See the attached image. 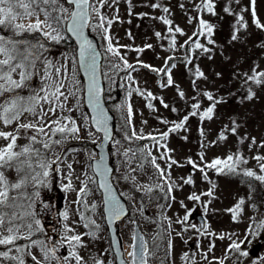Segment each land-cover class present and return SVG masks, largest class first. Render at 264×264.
Segmentation results:
<instances>
[{"label":"rangeland","instance_id":"1","mask_svg":"<svg viewBox=\"0 0 264 264\" xmlns=\"http://www.w3.org/2000/svg\"><path fill=\"white\" fill-rule=\"evenodd\" d=\"M111 2V0H110ZM200 3V0H131V8L128 0H119V3L113 4L112 7L105 5L101 11L109 18L118 15L110 29L109 35L113 37V44L128 45L129 48H120L121 55L125 57L128 63L136 66V71L128 70L134 80L137 82L132 85L133 88L140 87L142 90L151 91L157 99H145L133 91L129 97L126 88L129 85L126 73L124 71L113 72L108 67V63L116 62L123 68V63L118 61L116 57L105 53L107 41L103 38L102 31L90 29V32L95 36L103 53V77L106 85L105 98L110 111L114 114L116 120V129L114 138L110 144L111 164L115 168L113 180L118 187L121 195L127 201L130 209L129 215L119 223L120 236L123 240L125 253L131 249L129 245L132 243V234L134 231V224L132 221L138 222L142 229L150 249L155 251V255L150 259L149 264H186L181 257L188 253L189 256L194 257L195 264H209L214 258L223 257L225 249L228 248L230 240L225 238L223 240L215 237H206L200 235L195 228L188 227L187 231L181 232V229L190 224L200 226L199 222L191 219L187 224L177 223L178 218H183L188 209H198L200 214H203L207 220L208 231L217 234L236 233L233 236L234 240H243L242 251H247L248 256L242 264H264V230H260L258 236H249L245 240V230L249 227V218L255 216L260 220L264 216V185L259 181H249L241 175H217L214 170H208V178L216 184L214 196L215 199L208 205V211L205 215L202 211V203L208 201V196H201V202L198 204L195 201L188 199L192 193L197 195L206 192L211 185L208 180L203 178L199 170H194L191 165L187 164V158L191 157L195 161H199L198 153L203 151L205 153L204 160L210 162L214 158H225L229 154L236 153L239 150L244 157L248 158L249 163L243 167L254 169L259 172L257 162L252 159L253 156H264V147L260 144L264 142V85L257 87L255 84H244L243 73L251 74L252 69L258 65L257 71H264V30L256 28L252 23L251 3L250 0H240L239 4L235 0H215L216 15L213 16L206 12L200 13L203 19L215 25V32L212 39L215 45H207L204 38H200L202 44H206L212 49L210 53H203L198 51L192 55L193 63L185 65L183 58L189 55L187 47H180L185 44L193 32L198 29L197 12L195 6ZM153 4H159L160 7L153 8ZM183 4V7L181 5ZM67 6V5H65ZM169 8V13H164L162 9ZM225 7H231L234 13H240L241 9H248L243 12L245 21L248 24L246 30L241 29L239 35L240 39L237 41L231 40L233 32V25L236 23V16L229 15L224 12ZM118 9V12H117ZM131 12V15H129ZM257 17L264 23V0H256ZM167 16L173 21V27L179 26L184 30L186 35L181 36L176 34V48L169 50V38L158 40L155 36L156 32H160L162 37H168L167 26L159 19L154 17ZM189 17H192V23H189ZM94 22V21H93ZM128 33H131L129 38ZM0 34L11 35L5 29L0 28ZM66 39L60 43H53L51 41H42L45 43L48 51L45 55L51 59L56 67L68 65V77L66 83L69 90L76 91V97H70L67 101V107L73 108L79 105V111H72L70 115L77 120L78 126L83 124L82 116H86L87 128H82L80 132V139L69 138L66 142L60 145H54V152L51 153L53 159L56 155L63 157V163L59 164L60 172L53 173L51 184L49 187H42L40 191L39 200L35 204V211L37 218L40 219L41 225L44 228V233L37 234L39 239H47L50 241H58L63 232V225L68 223L76 229V232L83 233L89 229L83 227V222L80 221V216L77 212L84 209L73 201L77 199V191H63L62 184H67V179H62L71 173L73 188L79 189L81 180L85 179L84 173L87 172L89 176H93L96 183L89 184L92 192L87 196L86 200L89 206L96 204V210L84 211L86 216H90L101 225L100 231L97 233V239L92 240L87 236L84 237V242L87 244V249H80V255L86 260L90 256H96L102 259L105 264H115V256L112 251L111 240L107 229L102 193L97 185V176L89 166L92 164L93 158L97 157V151L94 148L96 143L101 142V135L96 132L89 118L88 110L84 103V79L80 73L78 64L71 63V57L76 54V45L71 40L69 35L65 33ZM23 39L27 40H42L40 35L25 34ZM146 44L153 45L152 48H145L142 53L132 51L134 48H144ZM66 56L68 59H66ZM174 57L169 61V64L175 63L176 67L172 69V77L174 80L173 86L161 87V84L166 83V76L158 75L150 69L143 68L137 63V59L145 64H149L157 69L164 66L166 58ZM212 58L209 59L208 57ZM227 57V59H226ZM198 64L201 70L205 73L207 79H200L196 81V90L193 88L192 81L195 79L193 75V66ZM55 71V69H51ZM63 71V68H62ZM105 73L107 76H105ZM216 73L221 75L217 77ZM32 86L40 87V77L37 76L32 81ZM185 93L183 99L177 92V87ZM251 87L255 91L256 96L252 100L244 99L247 95V89ZM79 89V91H77ZM203 91L212 92L216 97L223 98L225 102L216 106L212 120L205 119L200 121L199 115L191 116V105L197 100L200 102V112L204 111L210 102L204 98L200 93ZM27 95L25 90L21 93ZM197 97V100H193ZM160 99L169 107L165 108ZM126 103H131L133 109L132 125L126 126V111L122 107ZM148 103H152L154 110L147 107ZM47 107V106H45ZM177 111L173 112L172 108ZM68 115L69 113H64ZM188 115L189 119L185 127L187 131H179L170 133L166 141L168 148L174 149L171 153L172 157L180 162L182 167L173 165L171 168V177L175 181L178 188H174L172 195L175 200H164V194L159 190L152 193H146L143 190L138 191L137 188L142 184H150L156 182V175L154 168L145 162L143 171L137 170L130 172L129 166L124 163V156L122 153L130 144L124 139L125 134L131 135L132 127L137 132L142 130L146 136L148 134L159 136L160 133L168 130L172 126V122H178ZM31 119V117H28ZM169 121L168 124L160 123V120ZM235 119L239 125L237 132L233 135L230 131L226 132L227 139L224 141L218 140L219 133L224 130L227 125L230 129L232 120ZM146 121V123H145ZM15 128L12 125L10 128L0 129L10 131ZM203 129L205 135H200V129ZM88 131L93 133L92 137L88 136ZM187 137V140L183 137ZM241 137H247L243 143H239ZM59 137H57L58 139ZM255 138L256 144H251V139ZM93 139L95 143H93ZM116 141H120L116 144ZM215 141V144L210 142ZM205 147L201 148V143ZM6 143L0 140V145ZM18 143L23 144V139ZM162 143H164L162 141ZM133 147H146L151 149L152 154L159 156L164 151L148 139L133 140ZM161 167L166 166L164 160H157ZM68 164L72 168L67 167ZM57 165L53 164V168ZM131 167H136L135 162ZM128 175V179H124ZM192 175L194 185L184 184L181 177L187 178ZM136 177L135 183L131 177ZM11 178H15L14 174L10 173ZM79 177V179H77ZM151 177V179H149ZM249 183L255 185V191L250 193ZM31 191V189H30ZM251 195V200L248 199ZM243 197L246 200L244 205V212L238 218V222H233L232 214L227 209L233 207L237 200ZM181 201L184 202L186 208L181 207ZM171 204V207L164 209L167 217L171 219V235L164 231L162 238L157 236L160 227L167 230L168 221H163L160 224L161 209L160 204ZM255 203L258 206V211H254L251 205ZM141 205H143V214H141ZM65 210L69 212V220L64 221L61 213ZM147 218V219H146ZM180 232L181 235H177ZM171 238L173 248L170 257H166L167 241ZM18 243L24 244L21 240ZM210 243H214L215 247L211 252H208V259H204L202 253L208 251ZM199 244V247H197ZM261 244L258 250V256L254 257L252 251L257 250V245ZM159 246L158 249L156 246ZM5 250L0 246V251ZM35 252L36 250L33 249ZM60 255L68 254L67 246L60 249ZM237 253L231 254V259L225 261V264H235ZM128 258V257H127ZM129 259V258H128ZM29 260L30 258H26ZM74 264V262H73ZM91 264V261H89ZM190 264V262H188Z\"/></svg>","mask_w":264,"mask_h":264},{"label":"snow or ice","instance_id":"2","mask_svg":"<svg viewBox=\"0 0 264 264\" xmlns=\"http://www.w3.org/2000/svg\"><path fill=\"white\" fill-rule=\"evenodd\" d=\"M128 2L131 8V0H128ZM117 3H119V0H111V2L110 0H0V28L11 33V35L0 34V125L3 128H10L12 125H15V128L10 131L0 129V140L6 142L0 145V246L5 249L0 251V264H73V262L74 264H89V261H91V264H105L102 259L96 256H90L89 260H86L80 255V249H87L84 237L87 236L89 239L95 240L98 238L97 233L101 229V225L97 224L90 216L84 214V211L90 210L94 213L96 210V204L93 203L89 206L86 200L87 196L92 192L89 184L96 183L94 177L89 176L87 172L84 173L85 179L81 180L79 189L73 188L70 172L67 176L62 177V179H67L68 183L62 184L61 189L63 191H77V199L73 203L80 205L84 209V211H80L78 208L77 212L80 216V221L83 222V227L89 230L78 233L74 227L65 223L62 235L58 241L53 242L47 239L34 238L37 237L38 233L41 235L44 233V228L41 225L40 219L37 218L35 211V204L40 197L39 190L42 187L50 186L52 174L59 173V164L63 163L61 155H56L55 159L52 158L51 153L54 152L53 146L60 145L69 138L80 139L81 129L87 128L88 119L86 116H82L84 123L78 126L77 120L70 115L74 110L79 111V105L77 103L73 108L67 107L69 98L76 97V91L69 90V86L66 83L68 65L56 67L53 61L45 55L48 49L42 41H51L58 44L67 38L65 33H70L75 38L78 44V51L70 59L71 63L73 65L78 64L88 77L85 91L88 106L93 112L92 126L95 127L97 132L104 134L105 140L109 139L108 118L101 105V86L98 81V72L101 68L99 64L101 53L97 52L93 42L85 34L86 29L102 31L104 34L103 38L107 41L105 53L116 57L118 61L123 63V68H121L119 63L110 61L108 67L113 72L124 71L126 73L125 78L129 81L126 91L129 97L135 91L146 100L157 99L151 91L142 90L138 86L132 87L137 82L128 70L136 71V66L128 63L120 52L121 47L127 49L129 46L119 45L118 42L114 45L113 37L109 35L112 24L119 17L116 15L109 18L101 9L105 5L112 7L113 4ZM235 3L239 4L240 0H235ZM250 3L252 23L256 28L264 30V23H261L257 17L256 0H250ZM152 7L158 8L160 5L153 4ZM181 7H183V4ZM215 8V0H200V3L195 6L198 14L196 17L198 29L185 41L184 45L180 46L187 47L190 53L183 58L185 65L193 63L192 55L198 51L203 53L212 52V49L207 45H215V41L212 39L215 25L203 19L200 13L206 12L215 16ZM162 11L166 14L170 12L167 7H164ZM223 11L229 15L236 16L231 40H239L241 29L246 30L248 28L243 15V12L248 11V9H241L240 13H234L231 7H225ZM129 15H131V12H129ZM154 19L161 20L167 26L168 37H162L160 32H156L155 36L157 39L170 37L169 50H175L176 34L184 36L186 35L184 30L178 25L173 27V21L167 16L154 17ZM192 19V17H189L188 22L192 23ZM37 33L42 40L30 41L22 38L25 34L32 35ZM128 35L131 38V33H128ZM200 38H204L207 45L202 44ZM152 47L153 45L146 44L144 48H134L131 50L142 53L145 48ZM208 58L211 59L212 57L209 56ZM66 59H68L67 56ZM173 59L174 57L172 56L166 58L164 66L159 69L145 64L139 61V59H137V63L158 75L166 76V83L160 85L163 88L173 86L174 84L172 69L176 67V64H169V61ZM258 67L256 65L252 69L251 74H242L244 84H255L257 87L264 85V71H257ZM53 68L55 69L54 72L51 71ZM190 71H193L195 77L192 83L194 90H196V81L207 79V77L198 64L194 65ZM216 75L219 77L221 74L216 73ZM37 76L40 77L39 88L32 86V81ZM105 76H107L106 73ZM176 87L179 96L183 99L185 93L179 89V86ZM25 90L28 92L26 96L21 94ZM200 94L210 104L204 111L200 112V102L197 100V97H193V100H197V102L191 105L192 111L190 115H199L201 122L205 119L212 120L216 106L225 101L223 98H218L209 91H203ZM255 96V91L249 87L244 99L252 100ZM160 103L165 108L169 107L168 104L164 103L163 99H160ZM122 107L126 111V126L131 127L133 117L132 105L131 103H126ZM147 107L150 110H154L152 103H148ZM172 111L176 112L177 109L173 107ZM64 113L69 114L65 115ZM28 117H31V119H28ZM188 119L189 116L186 115L182 120L172 122V126L167 131L160 133L159 136L151 134L146 136L142 130L137 132L134 127H132L131 135L125 134L124 139L129 142L130 146L124 150L122 155L125 158L124 163L129 166V171L136 172L139 170L142 172L145 162L150 164L155 170L156 182L139 185L138 191L143 190L146 193H152L155 190H159L164 194L163 198L166 202L168 200H175L172 192L179 185L172 179L170 170L173 165L178 167H182L183 165L172 157L171 153L174 152V149L168 148L166 141L170 133L187 131L185 125ZM160 123L168 124L169 121L161 119ZM238 127L239 125L233 119L231 128L229 129L226 125L224 130L219 133L218 140H226L228 138L226 132L228 131L235 135ZM87 134L89 137L93 136L91 131H88ZM200 135L202 137L205 135L202 128L200 129ZM57 137L59 138L57 139ZM21 139L25 143H18ZM144 139H148L154 145H157V151L160 148H163L164 151L159 156H156L152 154L151 149L131 146L133 140ZM183 139L187 140V137L185 136ZM245 139L247 137H241L239 143H243ZM93 143H95L94 139ZM115 143L119 144L120 141H116ZM210 143L215 144L216 142ZM256 143L255 138H252L249 145L250 150L251 145H255ZM204 147L205 144L202 142L201 148L203 149ZM260 147H264V142L260 144ZM198 156L199 161H195L191 157L187 158V164L191 165L194 170H199L203 178L208 180L211 187L208 191L202 192L199 195L192 193L188 196V199L200 204L201 196H208L210 199L202 203V211L205 215L208 211V205L215 199L214 192L216 188L215 182L208 178V170H214L217 175H241L248 178L249 181H259L264 185V156L256 155L252 157L258 164L259 172L243 167V165L249 163V160L239 150L236 153L227 155L225 158H214L210 162L204 160L205 153L203 151L198 153ZM158 159L164 160L166 166L161 167L157 163ZM133 162H135L136 167H131ZM53 164L57 166L53 168ZM89 166L95 175L101 178L99 187L106 193L103 203L108 222L112 224L121 220L127 215V212L113 194L112 186L107 179L111 169L104 163V157L100 156L98 159L94 157L93 163ZM67 167L71 169L72 165L68 164ZM10 173L14 174V179L10 177ZM128 178V175H125L124 179L127 180ZM131 179L135 183L136 177L133 176ZM180 179L184 184L194 185L192 175H189L187 178L181 177ZM249 189L250 193L254 192L255 185L249 183ZM248 199L251 200V195H249ZM180 203L181 207L186 208L183 201ZM245 203V198L240 197L233 207L226 210L232 214L233 222H238V218L244 212ZM158 207L161 209L160 224L163 221H168V228L165 230L160 227L157 236L162 238L164 231H167L170 236L172 222L165 214L164 209L166 207L170 208L171 204H160ZM251 207L254 211L259 210L255 203ZM194 211L195 208L188 209L184 217L178 218L176 222L187 224L189 216ZM141 214H143V205H141ZM61 215L65 222L69 220V212L67 210L61 213ZM249 220V227L245 230V240L249 236H258L260 230H264V216L260 220L252 216ZM132 222L134 223V221ZM188 227L195 228L202 236L215 237L220 240L228 238L230 240L228 248L225 249L224 256L214 258L209 264H225V261L231 259V254L233 253H237L240 257L248 256L247 251L241 250L244 241L232 239L233 236L237 235L236 233L217 234L208 231L206 223L200 226L190 224L181 229V232L187 231ZM177 235H181V233L178 232ZM21 240L26 243H18ZM65 246L68 248V254L62 256L59 252ZM158 247L157 245L156 248L158 249ZM197 247H199V244H197ZM214 247V243L209 244L208 251L202 253L204 259H208V252H211ZM114 248L119 259V264H149L150 259L155 255V251L150 249L144 236L135 230L132 234V243L129 245L131 250L127 253L129 259H124V253L121 251V244L118 239L114 241ZM172 248V240L169 238L167 241L166 257L171 256ZM33 249L36 251L34 252ZM26 258H30V262ZM181 259L186 264L188 262L195 264L194 257L189 256L188 253H185Z\"/></svg>","mask_w":264,"mask_h":264},{"label":"water","instance_id":"3","mask_svg":"<svg viewBox=\"0 0 264 264\" xmlns=\"http://www.w3.org/2000/svg\"><path fill=\"white\" fill-rule=\"evenodd\" d=\"M85 34L93 42L97 52L101 53V56L99 58V64H100L101 68H100V71L98 72V81H99L100 86H101V105L104 108V111H105V113L107 115L108 126H109V129H110V137L107 140H105L104 134L102 132H98L101 135V142L95 144V146H94V148L96 149L97 154H98L96 159H98L100 156L104 157V163L107 165V167L109 169H111V172L109 173L107 179H108V182L110 183V185L112 186L113 194L120 201V203L123 205V207L126 209V212H127V215L124 216L121 220L110 224L108 222V220H107V214H106V211H105V205L103 203V205H104L103 211H104L105 221H106L107 229H108L110 240H111L112 250H113V253H114L115 257H116V264H119V259L117 258V255H116V252H115V248H114V241L117 240V239L120 241L121 251L124 253V259H126L125 251H124V247H123V240H122V237L120 236L119 223L121 221H123L128 216L130 210H129V205H128L127 201L122 197L118 187L116 186V184L114 183V180H113V174H114L115 168L111 164V156H110V151L109 150H110V144H111V142H112V140L114 138V135H115L116 120H115L114 114L110 111V109L108 107V104L106 102V99H105V83H104L103 72H102L103 54H102V52L100 50V46H99V42H98L97 38L94 37L90 33V29H86L85 30ZM68 35L74 41V43L76 45V52H77L78 51V44H77L75 38L72 37L70 33H68ZM79 70H80V73H81V75H82V77L84 79V103H85V106H86V108L88 110L90 123L92 125L93 112L88 106L87 95H86V91H85L87 83H88V77H87V75L85 74V72H84V70L82 68L79 67ZM93 129L96 131L95 127H93ZM92 163H93V160H92ZM100 180H101V178L99 176H97V185H98V188L100 189V191L102 193V198H103V201H104L106 193L104 192V190L102 188L99 187ZM191 219L192 220H198L200 225H204L205 222H206L205 221V217L202 214L198 213V210H195L192 213ZM134 230L137 231L140 235H143L145 240H146V237H145L143 231L141 230L138 222H136V221L134 222Z\"/></svg>","mask_w":264,"mask_h":264},{"label":"flooded vegetation","instance_id":"4","mask_svg":"<svg viewBox=\"0 0 264 264\" xmlns=\"http://www.w3.org/2000/svg\"><path fill=\"white\" fill-rule=\"evenodd\" d=\"M204 217H205V216H204ZM205 221H206L205 223H206V225H207L206 217H205ZM260 247H261V244L257 245V250L254 249V250L251 252L252 255H253L254 257H257V256H258V250H259ZM244 261H245V257H240V256L236 255V258H235L234 263H235V264H242V263H244ZM115 264H116V261H115Z\"/></svg>","mask_w":264,"mask_h":264}]
</instances>
